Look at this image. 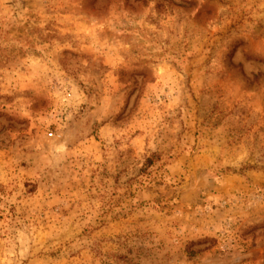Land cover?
<instances>
[{
    "label": "rangeland",
    "instance_id": "rangeland-1",
    "mask_svg": "<svg viewBox=\"0 0 264 264\" xmlns=\"http://www.w3.org/2000/svg\"><path fill=\"white\" fill-rule=\"evenodd\" d=\"M0 264H264V0H0Z\"/></svg>",
    "mask_w": 264,
    "mask_h": 264
}]
</instances>
